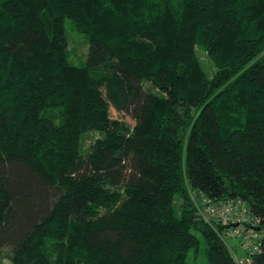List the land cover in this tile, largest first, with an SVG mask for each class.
Returning a JSON list of instances; mask_svg holds the SVG:
<instances>
[{
	"label": "trees",
	"instance_id": "16d2710c",
	"mask_svg": "<svg viewBox=\"0 0 264 264\" xmlns=\"http://www.w3.org/2000/svg\"><path fill=\"white\" fill-rule=\"evenodd\" d=\"M202 197L247 204L264 264V0H0V264H190L197 232L238 264Z\"/></svg>",
	"mask_w": 264,
	"mask_h": 264
},
{
	"label": "rangeland",
	"instance_id": "374dc122",
	"mask_svg": "<svg viewBox=\"0 0 264 264\" xmlns=\"http://www.w3.org/2000/svg\"><path fill=\"white\" fill-rule=\"evenodd\" d=\"M65 34L67 37L68 42V55L70 60L75 64H82L86 60V55L88 52L89 47V41L88 36L81 30H79L70 19H66L65 22ZM197 54L200 58V60L203 62L204 67L207 71V74L211 77L215 72V64L212 61V59L209 57L207 50L202 47L201 45L196 46ZM111 116L114 118H118L120 120H125L127 123L133 125L134 120L130 118L129 116H125L122 113H118L114 108L110 109ZM100 135L99 132H89L88 135L85 137L84 140V146L88 147L96 137ZM192 194L196 197V193L192 192ZM197 205L201 204L199 199H195ZM175 208L177 210V213H180V197L178 195L175 196ZM205 208V205L204 207ZM248 227V226H247ZM199 238H200V244L197 248H192L188 252L187 260L190 264H209L207 257H206V244L204 241L203 236L201 233L197 232ZM228 242L231 246L238 249V252L240 255H244V253L240 252L242 251V247L240 246L238 240L236 238H230L228 237ZM5 254V253H4ZM3 254V256H4ZM4 263H9V259L7 257L2 258Z\"/></svg>",
	"mask_w": 264,
	"mask_h": 264
},
{
	"label": "built area",
	"instance_id": "2783aa9c",
	"mask_svg": "<svg viewBox=\"0 0 264 264\" xmlns=\"http://www.w3.org/2000/svg\"><path fill=\"white\" fill-rule=\"evenodd\" d=\"M200 203L205 205V208L203 206L199 210L205 219L229 224L225 227L224 234L238 239L240 246L246 252L244 255L236 253L235 258L238 264L248 263L250 254L259 248L262 233L251 226H246L251 220L247 207L239 200H230L221 204L212 203L207 197H202Z\"/></svg>",
	"mask_w": 264,
	"mask_h": 264
},
{
	"label": "bare ground",
	"instance_id": "6f19581e",
	"mask_svg": "<svg viewBox=\"0 0 264 264\" xmlns=\"http://www.w3.org/2000/svg\"><path fill=\"white\" fill-rule=\"evenodd\" d=\"M236 200H239V201H241V203H242V205H244L245 207H247V209H248V211H249V207L247 206V204L246 203H244L242 200H240V199H236ZM224 202L225 201H219V202H216V201H212V203H221V204H224ZM215 222V221H214ZM259 222V220H258V218L257 217H255V216H253L252 214H251V220H250V224H252L251 225V227H253V229H255V230H257L256 228H255V223H258ZM217 223V222H216ZM248 223V224H249ZM257 231H259V230H257ZM224 237H225V239H228V235H226V234H224L223 235Z\"/></svg>",
	"mask_w": 264,
	"mask_h": 264
}]
</instances>
